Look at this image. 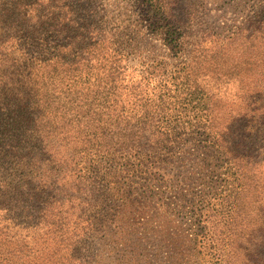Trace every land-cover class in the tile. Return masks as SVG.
Instances as JSON below:
<instances>
[{"label": "trees", "instance_id": "trees-1", "mask_svg": "<svg viewBox=\"0 0 264 264\" xmlns=\"http://www.w3.org/2000/svg\"><path fill=\"white\" fill-rule=\"evenodd\" d=\"M131 1L127 34L100 0H0V264H264V87L214 106L200 38Z\"/></svg>", "mask_w": 264, "mask_h": 264}, {"label": "rangeland", "instance_id": "rangeland-1", "mask_svg": "<svg viewBox=\"0 0 264 264\" xmlns=\"http://www.w3.org/2000/svg\"><path fill=\"white\" fill-rule=\"evenodd\" d=\"M173 14L189 33L188 41L200 38L199 71L210 102L222 111L240 112L256 86L264 87V0H167ZM131 0H100L103 20L125 28L140 24L141 8ZM136 54L161 55L157 40L140 29ZM129 36V35H128ZM199 37V38H198ZM147 42L149 44L147 45ZM230 70V71H229ZM229 71L231 78L222 75ZM260 86V87H261ZM248 96V97H247ZM227 117V113L223 115Z\"/></svg>", "mask_w": 264, "mask_h": 264}]
</instances>
